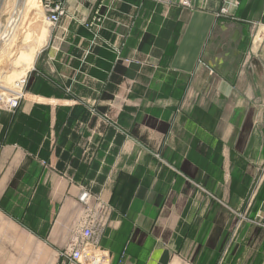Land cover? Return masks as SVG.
I'll list each match as a JSON object with an SVG mask.
<instances>
[{"label":"crops","instance_id":"obj_1","mask_svg":"<svg viewBox=\"0 0 264 264\" xmlns=\"http://www.w3.org/2000/svg\"><path fill=\"white\" fill-rule=\"evenodd\" d=\"M63 1L0 109V264H69L84 190L104 264H264V0Z\"/></svg>","mask_w":264,"mask_h":264},{"label":"built area","instance_id":"obj_2","mask_svg":"<svg viewBox=\"0 0 264 264\" xmlns=\"http://www.w3.org/2000/svg\"><path fill=\"white\" fill-rule=\"evenodd\" d=\"M40 2L43 15L50 27L58 26L66 15L64 1L40 0ZM180 4L189 6L190 0H181ZM102 21L103 18L97 14L92 22H85V25L93 28ZM133 61L135 59H124L126 64ZM25 83L26 78L21 89L11 88L10 86L0 87V109L13 112L19 108L21 101L25 98ZM79 201L82 205L81 217L62 254L69 264H104L105 257L100 243L110 223L111 208L98 195L89 190L82 191Z\"/></svg>","mask_w":264,"mask_h":264},{"label":"rangeland","instance_id":"obj_3","mask_svg":"<svg viewBox=\"0 0 264 264\" xmlns=\"http://www.w3.org/2000/svg\"><path fill=\"white\" fill-rule=\"evenodd\" d=\"M39 1L24 0L23 7L19 10V15L12 25V31L8 36L10 39L8 40L6 30L10 27L15 6L18 5L19 1L0 0V41L5 40V44L0 49V51H3L0 53V62L4 59L8 60L6 72H0V83H3L2 81H5L6 78L5 82H8V85L6 83L5 85L7 86L13 85L12 80L9 82V76L16 70H25L22 62L27 61L32 52H37L38 49L40 51V48L42 49L45 44L42 45V41L45 40L46 42L49 37L51 27L43 15L41 2ZM29 62L28 65L33 63L30 60ZM10 87L16 88L15 86Z\"/></svg>","mask_w":264,"mask_h":264},{"label":"bare ground","instance_id":"obj_4","mask_svg":"<svg viewBox=\"0 0 264 264\" xmlns=\"http://www.w3.org/2000/svg\"><path fill=\"white\" fill-rule=\"evenodd\" d=\"M17 1H19L18 2V5L17 6H15V12H14V15H12L13 16V18H12V21H11V24H10V27H9V29H7L6 30V34H7V39L9 40L10 38H8V36L10 35V33H11V31H12V25L15 23V20L17 19V17H18V15H19V10H21V8L23 7V3H24V0H17ZM40 2V1H39ZM13 33V32H12ZM7 40V41H8ZM45 43V40L44 41H42V45ZM5 44V40L4 41H0V49H1V47H2V45H4ZM42 45H41V47H42ZM41 49V48H40ZM38 51H39V49L37 50V52L35 51V52H32V55H30L28 58H27V61H24V62H22V65L24 66V68H25V70H22V71H18V70H16L15 72H11L12 74L9 76V79H10V81L9 82H11V80L13 81L12 83H13V85H10V86H15L16 88H18V89H21L22 88V86H23V83L25 82V77H26V75H27V71L30 69V66L32 65V64H30V65H28V63H30L29 62V60L32 62L33 60H34V57L37 55V53H38ZM1 52H3L2 50L0 51V53ZM7 63H8V60L7 59H4V60H2L1 62H0V72L1 71H3V72H6V70H7ZM28 65V67L26 68V66ZM15 70V69H14ZM2 73V72H1ZM1 75V74H0ZM4 76H5V74H4ZM4 76L2 77L3 79H4ZM8 79V80H9ZM5 81H6V78H5ZM5 81H2L3 83H0V87H7V85H8V82H5ZM5 83L7 84V85H5ZM13 88V87H12Z\"/></svg>","mask_w":264,"mask_h":264}]
</instances>
